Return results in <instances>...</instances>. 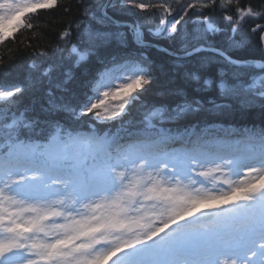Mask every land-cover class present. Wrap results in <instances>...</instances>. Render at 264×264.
Wrapping results in <instances>:
<instances>
[{
    "label": "snow or ice",
    "instance_id": "obj_1",
    "mask_svg": "<svg viewBox=\"0 0 264 264\" xmlns=\"http://www.w3.org/2000/svg\"><path fill=\"white\" fill-rule=\"evenodd\" d=\"M61 9L0 0V264H264V3H81L21 73Z\"/></svg>",
    "mask_w": 264,
    "mask_h": 264
},
{
    "label": "trees",
    "instance_id": "obj_2",
    "mask_svg": "<svg viewBox=\"0 0 264 264\" xmlns=\"http://www.w3.org/2000/svg\"><path fill=\"white\" fill-rule=\"evenodd\" d=\"M88 3V0H59L60 4H68L71 5V11L70 14L65 13L62 9L60 11L52 10L53 15H46L43 16L41 21V31L35 33V34H29L25 33L24 36V43L17 45L19 49L18 52H16V64L18 69L21 71V73L24 70V67L26 64L32 63L31 58H35L39 56L41 52L44 51L45 47L51 48L52 45H49L48 42L52 41L54 44L55 37L59 31H61L63 28L67 26V24L75 17L81 15V11L79 9V5L81 3ZM95 2V0L93 1ZM244 3H248V0H243ZM254 3H264V0H252ZM29 35L32 36L33 40V46L32 47H26V45L29 43ZM154 39L151 36H146V40H152ZM159 43L161 45H164L166 41L160 40ZM51 51H49V56L51 55ZM242 55L248 56V57H255L259 59L261 56H264V52L258 51L253 46L251 49H249L247 52H241ZM8 55L7 52H4L2 49H0V56L6 57ZM152 57L157 61L158 65L164 69V71H161L159 73V79L156 85L153 88V91L148 94L146 97V103H150L153 100L157 98V93L160 89L174 86V84H170V72H168V66L169 62L168 59L163 55V53L157 52L154 49L151 52ZM48 57H40V59H47ZM36 115L37 118L40 117V108L39 105H37L36 109ZM132 119L139 121L141 119V115L138 112H133V115L131 117ZM83 119H88V117H83ZM219 122V121H218ZM223 123L225 127L232 126L235 129H255L259 130L262 126H264V111H262L258 106L248 109L245 113L240 114L236 113L229 117H226L223 119ZM39 131V130H38Z\"/></svg>",
    "mask_w": 264,
    "mask_h": 264
},
{
    "label": "rangeland",
    "instance_id": "obj_3",
    "mask_svg": "<svg viewBox=\"0 0 264 264\" xmlns=\"http://www.w3.org/2000/svg\"><path fill=\"white\" fill-rule=\"evenodd\" d=\"M94 0H88V3H92Z\"/></svg>",
    "mask_w": 264,
    "mask_h": 264
}]
</instances>
